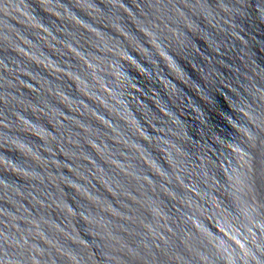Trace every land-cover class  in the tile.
Masks as SVG:
<instances>
[{
    "label": "water",
    "instance_id": "95a60500",
    "mask_svg": "<svg viewBox=\"0 0 264 264\" xmlns=\"http://www.w3.org/2000/svg\"><path fill=\"white\" fill-rule=\"evenodd\" d=\"M0 264H264V0H0Z\"/></svg>",
    "mask_w": 264,
    "mask_h": 264
}]
</instances>
